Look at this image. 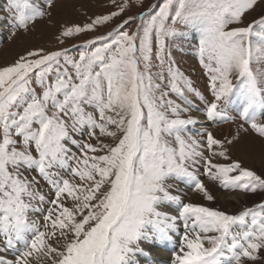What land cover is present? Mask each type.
Here are the masks:
<instances>
[{
  "label": "snow or ice",
  "instance_id": "6c2138e0",
  "mask_svg": "<svg viewBox=\"0 0 264 264\" xmlns=\"http://www.w3.org/2000/svg\"><path fill=\"white\" fill-rule=\"evenodd\" d=\"M110 3L64 26L59 47L0 66V264H157L153 247L171 253L161 264H264V199L230 213L181 188L214 201L207 177L264 192V174L231 156L239 130L219 139L193 114L238 118L264 138V14L246 22L264 0ZM54 5L5 0L0 46ZM132 7L141 10L73 45L75 55L63 46ZM196 34L210 100L176 59Z\"/></svg>",
  "mask_w": 264,
  "mask_h": 264
},
{
  "label": "rangeland",
  "instance_id": "374dc122",
  "mask_svg": "<svg viewBox=\"0 0 264 264\" xmlns=\"http://www.w3.org/2000/svg\"><path fill=\"white\" fill-rule=\"evenodd\" d=\"M151 3L152 0H145L146 6ZM4 4L5 0H0V9L3 8ZM112 10H114V8L111 5L110 0H55V5L51 10L52 15L50 18L38 21L32 31L21 33L14 40L6 41L3 46H0V66L10 64L19 54H22L31 48L40 46L47 48L59 47L60 45L58 44L56 37L64 26L82 24L88 19V17H95L98 14H107ZM140 10L139 7H132L121 17L114 18L113 21L100 28L99 33H87L86 35L81 34L79 38H69L65 41L63 46L71 48L72 54L75 55L77 49L74 48L73 45H80L85 39H92L97 34L107 32L115 24L126 19L129 15L138 14ZM261 14H264V5L257 7L255 11L248 14L246 22H251ZM2 15H5V13L0 11V16ZM131 27H134V25H131ZM6 35L7 27L5 26L0 29V38ZM189 39L191 40V43L184 44L185 52L183 54H176L177 62L181 71L193 80L194 86L210 100L211 95L208 91V78L205 75L204 69L200 66L198 57L194 51L197 46L198 34H196V38L190 36ZM194 103L200 108H203V104L195 98ZM193 114L199 115V113ZM241 123H243V121L237 118L228 122H211V125L206 128L212 131L219 139H224L225 137L232 139L237 136L239 130L238 139H236L234 144L230 147L232 158L240 160L243 166L254 169L258 174H264V138L254 133L247 124L244 126L248 129L246 132L239 129ZM221 162H224L222 158ZM202 179L205 181L210 193L213 194L216 199L214 201H206L202 194L181 185V188H184L185 190V199L187 201L211 207H218L230 213H236L244 207H251L255 203L264 199V192H258L255 194L233 193L230 190L222 189L216 183L208 181L207 177H202ZM44 190L47 191V186H45ZM237 194L242 195L243 197L238 196Z\"/></svg>",
  "mask_w": 264,
  "mask_h": 264
},
{
  "label": "bare ground",
  "instance_id": "6f19581e",
  "mask_svg": "<svg viewBox=\"0 0 264 264\" xmlns=\"http://www.w3.org/2000/svg\"><path fill=\"white\" fill-rule=\"evenodd\" d=\"M200 117L202 119V123H203L204 127L208 128V126L211 125V122L203 121V117L201 115H200ZM196 127H198V128H196ZM195 128L199 129L200 125L195 126ZM237 195L243 197L242 195H239V194H237ZM152 256H153V260L155 262H157V264H161V262L169 261L171 253L169 251H167L166 249H164L163 247H153L152 248Z\"/></svg>",
  "mask_w": 264,
  "mask_h": 264
}]
</instances>
